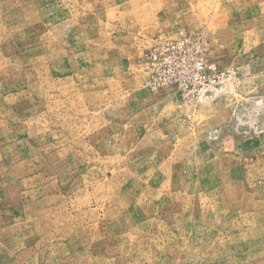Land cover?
<instances>
[{
    "label": "rangeland",
    "instance_id": "rangeland-1",
    "mask_svg": "<svg viewBox=\"0 0 264 264\" xmlns=\"http://www.w3.org/2000/svg\"><path fill=\"white\" fill-rule=\"evenodd\" d=\"M0 264H264V0H0Z\"/></svg>",
    "mask_w": 264,
    "mask_h": 264
},
{
    "label": "built area",
    "instance_id": "built-area-1",
    "mask_svg": "<svg viewBox=\"0 0 264 264\" xmlns=\"http://www.w3.org/2000/svg\"><path fill=\"white\" fill-rule=\"evenodd\" d=\"M203 53L200 37L181 34L153 39L143 56L148 84L154 89L175 87L187 96L205 93L208 82H216V71L207 65ZM208 69L211 76L206 74Z\"/></svg>",
    "mask_w": 264,
    "mask_h": 264
}]
</instances>
